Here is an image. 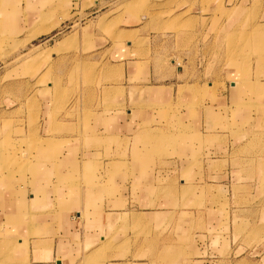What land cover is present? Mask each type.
I'll list each match as a JSON object with an SVG mask.
<instances>
[{
  "label": "rangeland",
  "instance_id": "374dc122",
  "mask_svg": "<svg viewBox=\"0 0 264 264\" xmlns=\"http://www.w3.org/2000/svg\"><path fill=\"white\" fill-rule=\"evenodd\" d=\"M136 1L0 5V188L31 208L0 264H264V0L165 5L150 40Z\"/></svg>",
  "mask_w": 264,
  "mask_h": 264
},
{
  "label": "crops",
  "instance_id": "0c3cea01",
  "mask_svg": "<svg viewBox=\"0 0 264 264\" xmlns=\"http://www.w3.org/2000/svg\"><path fill=\"white\" fill-rule=\"evenodd\" d=\"M25 1L26 3V10L28 12H32L33 8L35 7L36 9L39 10V6L45 5L49 0H0V5H5L8 9H16V11H12V24L13 27L11 28V31L19 27L20 24L18 23L21 21L23 18L19 15V11L24 10L20 8L19 6L21 5V2ZM85 1V0H84ZM88 1V0H87ZM179 0H137L136 3L138 6H140V10L136 16V18H132L128 14H125L122 16V22H121V30L126 31V32H132L139 34L141 37L144 39H152L156 37V35H153L154 33L148 32L149 27L152 25V22L156 21H163V20H171L173 17H166L165 15L169 12L167 7H164L165 5L169 6L170 4H183V7L180 9V11H177L176 14L178 13H185L188 10V5H192L193 0H180V3H177ZM96 4H99V1L95 2ZM176 5V6H177ZM176 11V9H174ZM33 13V12H32ZM37 18L34 15H30L28 17V20L31 22L35 21ZM135 20L138 21L137 24H130L127 21ZM159 36V35H158ZM137 41L133 40H125L124 45L125 47H116V46H111L106 48L107 50V61L108 65L112 67L113 69H116L118 71H122L123 74V81L121 82V85L125 89H129V68L132 67L133 64L139 63L142 61V59L137 58L136 56H132L133 51H134V44ZM235 85V82L232 83ZM183 85V84H181ZM235 88V86L233 87ZM137 115V114H136ZM134 110H127V122H130V120L133 118V116H136ZM44 177V176H43ZM43 177H40L36 182H34L32 185L33 189L35 190H45L46 185H49V182L44 180ZM41 181V182H40ZM39 182V183H38ZM38 183V184H37ZM13 189V188H12ZM17 193L24 194V192H19L18 188L13 189ZM13 190H6L4 188H0V241L5 242V240H10L13 242L11 238L14 236H11V233H14L15 235H18L17 232H13L14 230H21V226L23 223V220L26 221V223L29 221V202H24L23 199H19L16 201V198H14L13 195H15ZM13 191V192H12ZM27 188H26V193H27ZM25 195V194H24ZM22 196V195H21ZM32 198L30 197L31 201L35 202V195L33 193L30 194ZM14 198V200H13ZM40 198V197H38ZM34 204V203H33ZM32 204V205H33ZM75 204H71V206L68 207L67 210L64 211L70 212L71 210L72 213L75 212V216H70V220L68 221V225L71 226L69 229V234L71 232H75L77 230V226L79 225V220L81 218L80 213L78 210H74ZM42 207V205H41ZM45 208V207H44ZM16 211V212H15ZM19 215V216H17ZM51 215V214H48ZM45 216V215H44ZM17 217L21 218V220H17ZM46 218L37 219L35 221L40 222L42 227H45L46 224H44ZM48 224H50L48 222ZM8 230V231H7ZM71 230V231H70ZM10 232V234H9ZM78 232V231H76ZM2 233V234H1ZM61 234V232H60ZM68 234V233H67ZM3 238L2 239V236ZM10 235V236H9ZM14 243V242H13ZM20 243L22 241L20 240ZM12 261V259H11ZM56 264H63L62 261L60 260H55Z\"/></svg>",
  "mask_w": 264,
  "mask_h": 264
},
{
  "label": "bare ground",
  "instance_id": "6f19581e",
  "mask_svg": "<svg viewBox=\"0 0 264 264\" xmlns=\"http://www.w3.org/2000/svg\"><path fill=\"white\" fill-rule=\"evenodd\" d=\"M16 212V211H15Z\"/></svg>",
  "mask_w": 264,
  "mask_h": 264
}]
</instances>
